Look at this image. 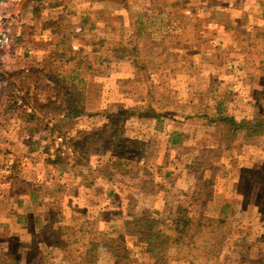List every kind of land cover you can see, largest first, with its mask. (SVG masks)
I'll return each instance as SVG.
<instances>
[{
	"label": "rangeland",
	"instance_id": "1",
	"mask_svg": "<svg viewBox=\"0 0 264 264\" xmlns=\"http://www.w3.org/2000/svg\"><path fill=\"white\" fill-rule=\"evenodd\" d=\"M0 24V264H264V133L227 149L218 116L264 119V0H0Z\"/></svg>",
	"mask_w": 264,
	"mask_h": 264
},
{
	"label": "trees",
	"instance_id": "2",
	"mask_svg": "<svg viewBox=\"0 0 264 264\" xmlns=\"http://www.w3.org/2000/svg\"><path fill=\"white\" fill-rule=\"evenodd\" d=\"M71 105L66 109L67 114L62 121L72 122L84 115L82 106L76 103V100L70 101ZM152 113V110L149 111ZM220 113V112H219ZM219 123L223 127V145L227 149L236 147V142L240 139L247 140L261 136L264 133V119L258 120L254 123H237L234 119L222 116L219 114ZM175 144H179L176 142ZM227 208V207H225ZM223 209V211L225 210ZM146 226L143 227L145 231L142 232V242L149 245V251L157 258L163 257L168 251L169 239L163 234L162 230L156 229L155 225L158 224L156 220H145Z\"/></svg>",
	"mask_w": 264,
	"mask_h": 264
},
{
	"label": "built area",
	"instance_id": "3",
	"mask_svg": "<svg viewBox=\"0 0 264 264\" xmlns=\"http://www.w3.org/2000/svg\"><path fill=\"white\" fill-rule=\"evenodd\" d=\"M7 32L3 29L2 25L0 24V39H3L5 37V34ZM1 51V49H0Z\"/></svg>",
	"mask_w": 264,
	"mask_h": 264
}]
</instances>
